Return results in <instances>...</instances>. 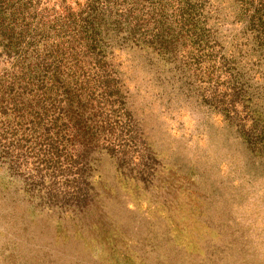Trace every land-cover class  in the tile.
Instances as JSON below:
<instances>
[{
  "label": "rangeland",
  "instance_id": "374dc122",
  "mask_svg": "<svg viewBox=\"0 0 264 264\" xmlns=\"http://www.w3.org/2000/svg\"><path fill=\"white\" fill-rule=\"evenodd\" d=\"M0 264H264V0H0Z\"/></svg>",
  "mask_w": 264,
  "mask_h": 264
}]
</instances>
